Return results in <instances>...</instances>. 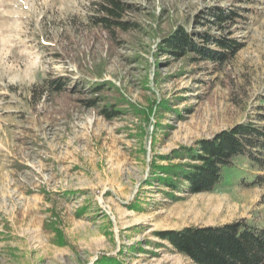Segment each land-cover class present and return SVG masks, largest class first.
<instances>
[{"label": "rangeland", "instance_id": "1", "mask_svg": "<svg viewBox=\"0 0 264 264\" xmlns=\"http://www.w3.org/2000/svg\"><path fill=\"white\" fill-rule=\"evenodd\" d=\"M94 1L0 0V264H195L157 233L264 229V170L244 160L212 192L156 180L173 151L264 126V0H123L133 26L116 36L92 24ZM177 29L230 56L175 57L163 45ZM58 77L66 90L48 91ZM104 82L123 111L111 119L88 106Z\"/></svg>", "mask_w": 264, "mask_h": 264}, {"label": "trees", "instance_id": "2", "mask_svg": "<svg viewBox=\"0 0 264 264\" xmlns=\"http://www.w3.org/2000/svg\"><path fill=\"white\" fill-rule=\"evenodd\" d=\"M91 9L95 12L91 15L92 24L112 36H116L117 32H128L133 26L131 21L125 19L131 6L123 0H96ZM235 10L215 12V22L220 24L233 21L237 16ZM170 34L164 37L163 50L175 57L183 58L188 55L195 58L198 54L201 61H207L230 56L226 53L218 55L205 46L195 45L180 29L171 31ZM212 41L219 48L228 49L226 52L233 53L238 49L236 42L225 37H213ZM68 81L64 77L48 79L45 81V88L62 93L66 90ZM109 85L112 84L91 83L89 87L88 106H100L101 114L106 119L117 117L123 112L118 107V101L113 103L102 93L104 87ZM120 98L135 108L127 100ZM99 103L102 105H98ZM153 105L159 110L168 108L165 102ZM185 159L187 161H181ZM239 159L264 170V126L239 124L212 139L198 142L194 147H182L173 151L171 158H168L170 162L159 168L164 175L158 176L156 180L171 191H178L186 186L190 193L212 192L224 183L226 172ZM172 160L179 162L171 163ZM157 236L167 240L175 252L189 257L195 264H264V229L245 220L212 227L184 228L180 231L157 233ZM98 264L122 263L114 258L104 257Z\"/></svg>", "mask_w": 264, "mask_h": 264}]
</instances>
